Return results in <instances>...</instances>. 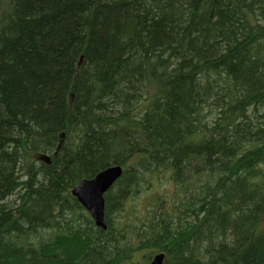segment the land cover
I'll return each instance as SVG.
<instances>
[{
	"label": "trees",
	"instance_id": "obj_1",
	"mask_svg": "<svg viewBox=\"0 0 264 264\" xmlns=\"http://www.w3.org/2000/svg\"><path fill=\"white\" fill-rule=\"evenodd\" d=\"M157 253L264 264V0H0V264Z\"/></svg>",
	"mask_w": 264,
	"mask_h": 264
},
{
	"label": "water",
	"instance_id": "obj_2",
	"mask_svg": "<svg viewBox=\"0 0 264 264\" xmlns=\"http://www.w3.org/2000/svg\"><path fill=\"white\" fill-rule=\"evenodd\" d=\"M49 161V156L45 158ZM121 165H112L97 173L92 178H85L72 189V194L92 216L95 224L103 229L107 228L105 221V193L121 176ZM164 253H157L150 264H163Z\"/></svg>",
	"mask_w": 264,
	"mask_h": 264
}]
</instances>
